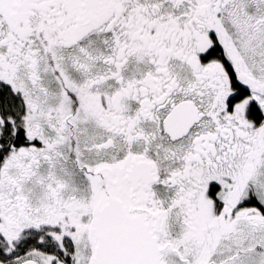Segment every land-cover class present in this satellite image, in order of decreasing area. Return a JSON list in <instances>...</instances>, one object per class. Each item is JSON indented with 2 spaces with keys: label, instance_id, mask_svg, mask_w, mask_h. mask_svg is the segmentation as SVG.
<instances>
[{
  "label": "snow or ice",
  "instance_id": "1",
  "mask_svg": "<svg viewBox=\"0 0 264 264\" xmlns=\"http://www.w3.org/2000/svg\"><path fill=\"white\" fill-rule=\"evenodd\" d=\"M0 264H264V0H0Z\"/></svg>",
  "mask_w": 264,
  "mask_h": 264
}]
</instances>
